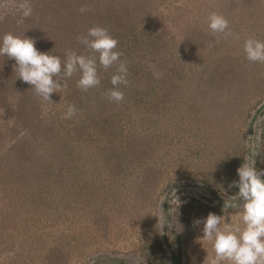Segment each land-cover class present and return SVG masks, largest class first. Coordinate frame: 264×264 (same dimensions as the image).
Listing matches in <instances>:
<instances>
[{"label": "rangeland", "instance_id": "374dc122", "mask_svg": "<svg viewBox=\"0 0 264 264\" xmlns=\"http://www.w3.org/2000/svg\"><path fill=\"white\" fill-rule=\"evenodd\" d=\"M29 2L18 23L14 0H0V36L63 60L107 18L128 84L110 101L115 66H98L99 87L82 91L76 74L45 102L0 56V264H207L195 221H238L240 209L223 211L239 191L229 184L245 162L264 171V63L243 51L264 41V0ZM210 12L239 39L212 34Z\"/></svg>", "mask_w": 264, "mask_h": 264}, {"label": "clouds", "instance_id": "9594fccd", "mask_svg": "<svg viewBox=\"0 0 264 264\" xmlns=\"http://www.w3.org/2000/svg\"><path fill=\"white\" fill-rule=\"evenodd\" d=\"M14 7L20 16L18 23L32 15L29 0H14ZM79 11L86 12L87 8L81 6ZM206 22L212 34L239 39L222 14L210 12ZM77 40L85 51L78 54L66 49L62 60L59 55L37 50L32 38L7 32L0 36V56L7 55L15 60L16 76L31 85L35 94L45 102H52L51 94L66 87L62 83L65 78L79 74L76 85L86 92L100 85L98 66L105 70L115 66L110 77L113 87L103 95L116 103L123 101L124 93L119 86L128 84V70L120 59L123 53L116 50L118 40L101 26L88 28L86 34L77 36ZM209 46H214V42L209 41ZM243 51L249 61L264 63V41L249 36L243 42ZM76 112V107L68 104L62 118L71 119ZM237 172L239 180L229 184V188L236 186L239 191L224 201L223 211L240 209L238 221L230 218L226 222L224 215L213 213L203 221H195L203 224L202 239L211 245L214 253L207 256V264H264V179H261L264 171L258 172L252 160L243 163Z\"/></svg>", "mask_w": 264, "mask_h": 264}, {"label": "trees", "instance_id": "16d2710c", "mask_svg": "<svg viewBox=\"0 0 264 264\" xmlns=\"http://www.w3.org/2000/svg\"><path fill=\"white\" fill-rule=\"evenodd\" d=\"M110 10H109V8L106 10V12L108 13ZM110 13V12H109ZM110 17H118V13H116V12H114V14H112V15H110ZM105 20H108L107 18L106 19H104L103 21H102V19H100V22H99V25L98 26H101V27H104L105 25H106V23H104V21ZM118 24H121L120 23V21H119V23ZM110 26H111V24L109 25V28H107V30H108V32L109 33H111V34H113L112 32V26H111V28H110ZM120 33L121 34H125V32H124V29H123V26L122 27H120ZM99 69V68H98ZM110 88H112V87H109V89ZM215 202V201H214ZM218 202H220L219 201V199H218ZM174 259V264H180V256L179 255H177V256H174L173 257Z\"/></svg>", "mask_w": 264, "mask_h": 264}, {"label": "built area", "instance_id": "2783aa9c", "mask_svg": "<svg viewBox=\"0 0 264 264\" xmlns=\"http://www.w3.org/2000/svg\"><path fill=\"white\" fill-rule=\"evenodd\" d=\"M188 183L193 184V182H188Z\"/></svg>", "mask_w": 264, "mask_h": 264}]
</instances>
